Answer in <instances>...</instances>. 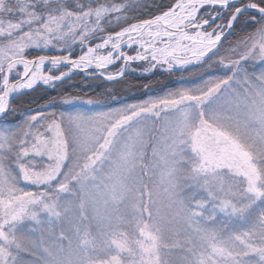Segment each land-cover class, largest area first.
<instances>
[{"label":"snow or ice","instance_id":"snow-or-ice-1","mask_svg":"<svg viewBox=\"0 0 264 264\" xmlns=\"http://www.w3.org/2000/svg\"><path fill=\"white\" fill-rule=\"evenodd\" d=\"M0 264H264V0H0Z\"/></svg>","mask_w":264,"mask_h":264},{"label":"rangeland","instance_id":"rangeland-1","mask_svg":"<svg viewBox=\"0 0 264 264\" xmlns=\"http://www.w3.org/2000/svg\"><path fill=\"white\" fill-rule=\"evenodd\" d=\"M128 77L145 78V77H142L138 74L129 75ZM117 84L118 83H107L104 85V87L112 89L116 95L121 97L126 102H132V100L134 98H143L140 86L125 84V86H123V87H121V89H119L117 87ZM89 94H91V93H89Z\"/></svg>","mask_w":264,"mask_h":264},{"label":"trees","instance_id":"trees-1","mask_svg":"<svg viewBox=\"0 0 264 264\" xmlns=\"http://www.w3.org/2000/svg\"><path fill=\"white\" fill-rule=\"evenodd\" d=\"M80 77H76L75 80L79 81ZM148 79H156V77H145V78H132V77H127V82H121L117 84V87L119 89H121V87L125 86V84L127 85H134V86H140L144 83L148 82ZM43 89H39L36 92H31L28 93L24 96L19 97V99L16 101V103L18 105H20L21 107H30V106H34V105H29L27 102L29 100H34L35 98H38L41 93L43 92Z\"/></svg>","mask_w":264,"mask_h":264}]
</instances>
